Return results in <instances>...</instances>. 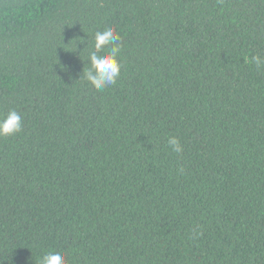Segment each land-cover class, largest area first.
Returning <instances> with one entry per match:
<instances>
[{"label":"trees","instance_id":"16d2710c","mask_svg":"<svg viewBox=\"0 0 264 264\" xmlns=\"http://www.w3.org/2000/svg\"><path fill=\"white\" fill-rule=\"evenodd\" d=\"M107 27L122 68L98 91ZM257 56L264 0H0V117H22L0 138V264H264Z\"/></svg>","mask_w":264,"mask_h":264},{"label":"clouds","instance_id":"9594fccd","mask_svg":"<svg viewBox=\"0 0 264 264\" xmlns=\"http://www.w3.org/2000/svg\"><path fill=\"white\" fill-rule=\"evenodd\" d=\"M76 50L77 46L71 52ZM121 51V37L113 27L96 31L92 50L88 54L90 67L86 70L83 69L82 78L98 91H103L109 86L115 85L122 68V64L118 59ZM253 59L257 67L264 63L259 56ZM21 131L22 117L19 112L10 110L5 116L0 117V138L11 137ZM167 144L176 153L183 151L179 139L174 136L168 138ZM180 171L183 170L180 169ZM38 264H67L66 253L62 249L47 250L39 258Z\"/></svg>","mask_w":264,"mask_h":264}]
</instances>
